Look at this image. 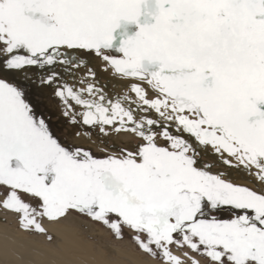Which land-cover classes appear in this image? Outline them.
Wrapping results in <instances>:
<instances>
[{"label":"snow or ice","instance_id":"6c2138e0","mask_svg":"<svg viewBox=\"0 0 264 264\" xmlns=\"http://www.w3.org/2000/svg\"><path fill=\"white\" fill-rule=\"evenodd\" d=\"M0 212L53 251L84 217L158 264H264V0H0Z\"/></svg>","mask_w":264,"mask_h":264},{"label":"bare ground","instance_id":"6f19581e","mask_svg":"<svg viewBox=\"0 0 264 264\" xmlns=\"http://www.w3.org/2000/svg\"><path fill=\"white\" fill-rule=\"evenodd\" d=\"M105 75L111 86L101 83L100 86L110 95L120 93L122 82L107 73ZM85 143L87 146L99 147L96 141ZM235 179L243 182L239 176ZM13 226L16 225L4 223L0 217V264H158L147 260L130 244L119 247L110 243L106 235L93 224L76 217L63 224L45 225L56 240V251L50 249L42 238L30 236L32 238L28 239ZM85 235L90 239L96 238L97 242L89 241Z\"/></svg>","mask_w":264,"mask_h":264},{"label":"rangeland","instance_id":"374dc122","mask_svg":"<svg viewBox=\"0 0 264 264\" xmlns=\"http://www.w3.org/2000/svg\"><path fill=\"white\" fill-rule=\"evenodd\" d=\"M96 71H97V76H98V85L100 86V83L101 84H105L106 86L108 85V86H111L110 84H109V79L106 77V75H105V73L104 72H102V71H100V69H99V65H97V67H96ZM99 71V72H98ZM104 73V74H103ZM105 79V80H104ZM106 79H108L107 81H106ZM107 84H106V83ZM55 104H56V101H55V99L54 98H52L51 100H50V105L53 107V109L55 110ZM54 122H56V123H59L58 121H54ZM79 129H74V128H72L71 126H68L67 124H60V136H61V139H63V140H66V141H68V142H76V143H84L85 144V146L86 147H91L92 148V150H93V152L96 154V155H98V156H102V155H104V153H102L101 151H100V148H102L103 146H104V142L102 141V140H100V139H97L95 136H93V139H94V141H96L97 143H98V145H99V147H95V146H87L86 145V143H85V141H82L81 139L80 140H74L73 139V136H72V133H74L75 131H78ZM107 143L109 144V145H111L112 144V141H107ZM116 144H117V146H119L120 145V141H116ZM2 214H1V218L3 219V222L5 223H9V224H15L16 226H13V228H15V229H17L18 231H19V229H18V227H17V224H16V219H15V217L14 216H12V215H6V214H4L3 212H1ZM4 215V216H3ZM6 217H7V219H6ZM8 217H9V219H8ZM11 217V218H10ZM76 218H78V219H81V220H83L84 222H88V223H91V224H93L94 226H95V228L96 229H99V231L100 232H102V233H104L105 235H106V237L108 238L107 240L108 241H110V243H112V244H116L117 246H119V247H123V245L122 244H130V245H132V247L133 248H135L134 247V245L128 240V238H127V236L125 237V240L124 241H116L114 238H113V236H112V234L106 229V228H104V227H102L101 225H98V224H96V223H94V222H91L90 220H88L87 218H84V217H76ZM6 219V220H5ZM12 220V221H11ZM19 232H21V231H19ZM22 233V232H21ZM108 235V236H107ZM24 236L27 238L28 237V239L29 238H32V237H30V236H28L26 233H24ZM85 237L87 238V239H89V241L91 240V242H93V243H96L97 241L95 240V239H90L89 237H87V235H85ZM135 250H136V252H138L139 254H141L136 248H135ZM157 262V261H156Z\"/></svg>","mask_w":264,"mask_h":264}]
</instances>
